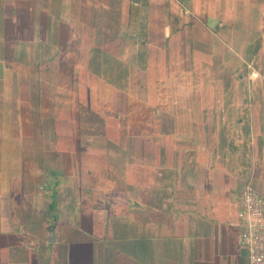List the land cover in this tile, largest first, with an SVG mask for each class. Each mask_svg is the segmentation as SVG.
Wrapping results in <instances>:
<instances>
[{"label":"crops","instance_id":"crops-1","mask_svg":"<svg viewBox=\"0 0 264 264\" xmlns=\"http://www.w3.org/2000/svg\"><path fill=\"white\" fill-rule=\"evenodd\" d=\"M250 189L264 0H0V264H250Z\"/></svg>","mask_w":264,"mask_h":264},{"label":"built area","instance_id":"built-area-1","mask_svg":"<svg viewBox=\"0 0 264 264\" xmlns=\"http://www.w3.org/2000/svg\"><path fill=\"white\" fill-rule=\"evenodd\" d=\"M245 219L244 242L250 250V264H264V197L253 189L241 196Z\"/></svg>","mask_w":264,"mask_h":264},{"label":"rangeland","instance_id":"rangeland-1","mask_svg":"<svg viewBox=\"0 0 264 264\" xmlns=\"http://www.w3.org/2000/svg\"><path fill=\"white\" fill-rule=\"evenodd\" d=\"M184 7L186 6L187 7V5H188V7H189V4H188V2H185V3H183L182 4ZM188 9H191V8H188ZM107 117H108V115H107ZM90 118V120H89V126H92L93 125V122H94V119H93V117H92V115H87L86 116V119H89ZM49 182H53V183H57V182H60V183H63V179H61V177H57V178H55V179H53V178H49ZM206 186H208V184L206 183V181H205V185L203 186V187H201L200 189H199V193H198V195H199V198H200V200H202L203 198H205V195H206ZM56 193H57V190H56ZM60 193L61 192H59V193H57L56 195H58V197H60L61 195H60ZM260 196H262L261 194H259ZM207 196V195H206ZM73 197V196H72ZM262 197H264V196H262ZM217 199H220L221 200V196H219ZM68 204V206H73V205H75V202H68L67 203ZM229 207H230V205H228ZM233 209V210H232ZM232 211L234 212V209H235V206H233L232 207ZM243 212V211H242ZM230 213V212H229ZM235 213V212H234ZM244 213V212H243ZM232 214V212L230 213V215ZM240 233H241V236H242V238H244V234H245V232H246V229H245V227H244V223H242L241 225H240ZM243 256H244V252H243ZM245 257H247V255L245 256ZM243 262H244V260H243Z\"/></svg>","mask_w":264,"mask_h":264}]
</instances>
